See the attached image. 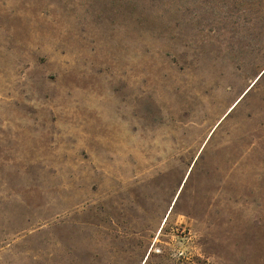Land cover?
I'll use <instances>...</instances> for the list:
<instances>
[{"label": "rangeland", "instance_id": "1", "mask_svg": "<svg viewBox=\"0 0 264 264\" xmlns=\"http://www.w3.org/2000/svg\"><path fill=\"white\" fill-rule=\"evenodd\" d=\"M0 264H264V0H0Z\"/></svg>", "mask_w": 264, "mask_h": 264}]
</instances>
